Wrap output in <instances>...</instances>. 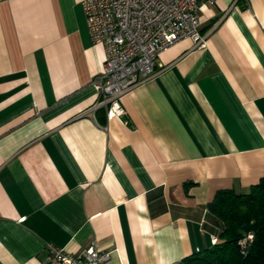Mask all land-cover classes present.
<instances>
[{
  "label": "crops",
  "instance_id": "1",
  "mask_svg": "<svg viewBox=\"0 0 264 264\" xmlns=\"http://www.w3.org/2000/svg\"><path fill=\"white\" fill-rule=\"evenodd\" d=\"M82 2L0 0V264H44L48 242L185 264L219 239L216 192L264 174V0L202 4L205 45L162 50L112 119Z\"/></svg>",
  "mask_w": 264,
  "mask_h": 264
},
{
  "label": "built area",
  "instance_id": "2",
  "mask_svg": "<svg viewBox=\"0 0 264 264\" xmlns=\"http://www.w3.org/2000/svg\"><path fill=\"white\" fill-rule=\"evenodd\" d=\"M207 1L216 0H83L90 36L106 51L104 68L92 79L98 93L92 109L105 107L108 119L125 116L122 98L154 75L162 50L185 38L194 48L204 46L199 10ZM252 238L249 234L241 240L243 253ZM46 249L44 264H106L113 252L95 242L81 254L52 242Z\"/></svg>",
  "mask_w": 264,
  "mask_h": 264
},
{
  "label": "trees",
  "instance_id": "3",
  "mask_svg": "<svg viewBox=\"0 0 264 264\" xmlns=\"http://www.w3.org/2000/svg\"><path fill=\"white\" fill-rule=\"evenodd\" d=\"M222 223L219 239L185 258V264H264V174L248 192L224 188L208 204ZM252 234L243 253L241 240Z\"/></svg>",
  "mask_w": 264,
  "mask_h": 264
}]
</instances>
